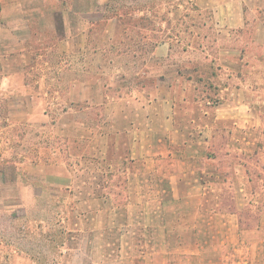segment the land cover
Here are the masks:
<instances>
[{"label":"crops","instance_id":"1","mask_svg":"<svg viewBox=\"0 0 264 264\" xmlns=\"http://www.w3.org/2000/svg\"><path fill=\"white\" fill-rule=\"evenodd\" d=\"M109 1L0 0V210L71 264H264V0Z\"/></svg>","mask_w":264,"mask_h":264},{"label":"rangeland","instance_id":"2","mask_svg":"<svg viewBox=\"0 0 264 264\" xmlns=\"http://www.w3.org/2000/svg\"><path fill=\"white\" fill-rule=\"evenodd\" d=\"M122 4L123 9H125V5L127 4L124 0H119ZM140 2L141 6H148V0H137ZM148 3L147 5L144 3ZM164 0H151L154 3L153 8L158 10L164 3ZM163 3V4H160ZM167 8L169 10H183L185 14H187L186 18L183 20L188 21L193 24V20H197L196 11L194 5L190 0H168ZM182 18L177 17L176 23L179 24ZM210 26V23H208ZM140 35V34H139ZM216 37V33L212 32L210 34L209 43L213 41ZM214 45H212L213 47ZM180 51V49H177ZM215 47L210 50V53L214 54ZM253 54L261 50H252ZM225 55V54H224ZM224 60V64L229 65L235 71L239 72H249V73H259L261 69H249L245 65H235L228 64L226 59ZM264 72V71H263ZM208 91V88L206 87ZM213 90L211 89V93ZM2 104L0 103V109ZM55 115V114H54ZM57 115V114H56ZM53 117V116H52ZM31 132L37 133L35 129H32ZM4 145L0 146V162H3L7 158L8 153L13 150L19 151V146H11L8 144V138L4 141ZM46 152V150L44 151ZM2 160V161H1ZM14 162V161H12ZM1 169V167H0ZM8 176V177H7ZM7 176L5 177V183L1 184L0 181V207L8 206L12 204L13 198L20 195V191L22 187L20 184L15 185L14 180L16 179L13 173L12 168L8 167ZM37 206L32 209L31 216L29 217V222L15 221L12 220L13 216H20L22 214V210L17 208L15 210H8L5 212L3 209L0 210V264H71L74 260L71 259V252H67L66 256H63V252L61 250L67 249L70 246L71 242L65 241L61 242V234L63 231L66 232L68 229V225L64 226L56 224V218L53 214V209L51 208L53 222L51 223V227L49 231L44 233V229L41 227L42 224L39 223V218L46 216L44 207L42 203L36 204ZM70 209V208H69ZM71 210V209H70ZM71 215V214H70ZM24 225V227H23ZM68 233V232H67ZM70 253V255H69ZM98 260V258L95 257ZM100 259V258H99ZM76 260V259H75ZM74 263H77L75 261ZM112 264V263H110Z\"/></svg>","mask_w":264,"mask_h":264},{"label":"trees","instance_id":"3","mask_svg":"<svg viewBox=\"0 0 264 264\" xmlns=\"http://www.w3.org/2000/svg\"><path fill=\"white\" fill-rule=\"evenodd\" d=\"M134 7L137 8L136 6H134ZM122 8H123L122 4L120 3L119 0H110L109 3L107 4L108 15L109 16H118V12L117 11L119 9H122ZM139 22H140V24L142 23V25H148L147 20L143 21V19H141V20H139Z\"/></svg>","mask_w":264,"mask_h":264}]
</instances>
